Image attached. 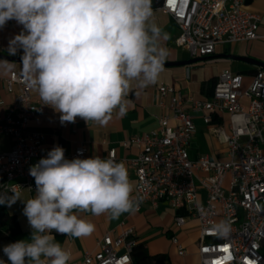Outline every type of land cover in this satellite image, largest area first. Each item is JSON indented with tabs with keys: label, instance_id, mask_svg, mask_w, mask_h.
I'll list each match as a JSON object with an SVG mask.
<instances>
[{
	"label": "built area",
	"instance_id": "obj_1",
	"mask_svg": "<svg viewBox=\"0 0 264 264\" xmlns=\"http://www.w3.org/2000/svg\"><path fill=\"white\" fill-rule=\"evenodd\" d=\"M245 1L161 0L157 7L179 28L175 45L186 49L192 58H206L214 54L218 44L259 36V17L242 8ZM0 83L9 91L17 87L4 115L0 100V136L12 140L10 150L0 152V193L32 191L36 185L29 169L52 148L45 146L44 133L29 129L37 106L27 76L11 71L7 77L0 76ZM157 90L159 106L170 113L159 117L157 129L126 141L138 149L135 157L127 159L136 177V212L146 203L157 207L164 202L174 209L177 228L188 216L194 217L199 228L198 264H264V69L258 68L247 86H243L241 73L223 69L206 100L185 96L172 85H160ZM242 97L248 99L246 108L240 102ZM187 106L194 112L229 115L224 160L207 155L189 157L195 125ZM210 120L204 115L205 123ZM78 155L86 158L82 145L69 153L65 150L68 159ZM109 158L115 161L114 148L108 151ZM201 190L206 194L203 202ZM222 224L227 225V231L220 230ZM119 228L118 234L107 232L98 239L95 250L84 251L81 263L134 264L136 231L124 222ZM172 242L177 253L184 255L185 249L175 236Z\"/></svg>",
	"mask_w": 264,
	"mask_h": 264
},
{
	"label": "clouds",
	"instance_id": "obj_2",
	"mask_svg": "<svg viewBox=\"0 0 264 264\" xmlns=\"http://www.w3.org/2000/svg\"><path fill=\"white\" fill-rule=\"evenodd\" d=\"M153 0H0V29L15 20L22 31L9 52L23 50L21 66L44 105L61 125L80 117L103 123L121 105L133 80L154 83L163 70L168 38L153 21ZM123 111V108L120 109ZM32 198L0 193V204L24 202L29 240L4 246L8 264H69L72 256L53 232L90 235L95 225L74 210L118 218L134 213L133 183L123 162L99 156L68 159L55 145L29 169ZM227 231V225H220ZM0 264H6L0 259Z\"/></svg>",
	"mask_w": 264,
	"mask_h": 264
},
{
	"label": "crops",
	"instance_id": "obj_3",
	"mask_svg": "<svg viewBox=\"0 0 264 264\" xmlns=\"http://www.w3.org/2000/svg\"><path fill=\"white\" fill-rule=\"evenodd\" d=\"M153 8L152 21L159 26L168 38L161 42V46L167 51L163 62V70L157 80L148 86H140L137 80L130 83V87L122 97L121 105L117 106L103 123L97 121H85L77 117L75 123L61 125L60 114L48 105H44L36 91L31 88L32 99L37 106L35 117L29 121V129L40 131L45 135V146L53 148L61 145L68 153L77 147L83 146L86 158L99 156L106 159L108 151L115 149V161L123 162L128 169L130 181L135 192L136 177L133 168L127 159L135 157L138 149L134 145H127L126 141L133 135L145 133L158 128L159 117L169 114L170 110L162 108L158 104V86L172 85L179 89L185 96H192L196 100H206L211 96L212 88L219 73L223 69H230L243 75V86H247L257 65L229 58L227 55L248 57L256 61L264 62V0H246L242 8L259 17L258 37L252 40L237 43L218 44L213 55L189 64L167 65L164 63L180 62L192 59L188 51L175 45V39L179 34V28L169 15L158 7ZM23 26L15 20L8 22L0 29V53L11 57L21 58L22 49L10 54L9 41L22 31ZM11 71L26 75L21 62L9 61L0 58V76L7 77ZM17 87L9 91L4 83H0V100L2 101L1 114L4 115L15 99ZM170 96L165 98L169 103ZM242 106L248 103V99H240ZM121 107L123 111H121ZM190 111L195 125L188 154L190 158L199 155H207L212 160H224L226 146L223 142L225 135L229 133L227 113H210L209 111ZM204 115L210 116L209 123H205ZM215 118V120H213ZM173 124V121H170ZM12 140L7 136H0V152L10 150ZM35 183V180H34ZM36 190V189H35ZM35 190L23 189L18 192L22 198L28 199L35 195ZM12 194V193H11ZM11 194H8L9 196ZM200 200H205L206 194L200 191ZM1 207L14 214L20 224L21 232L16 236L18 240H29L31 228L27 217L23 215L24 202L17 200L11 205L4 203ZM79 218L95 225V230L87 236L67 237L53 232L56 242H59L71 253V260L82 264L84 251L96 249V242L107 232L116 235L120 231V223L133 227L136 231L137 243H141L150 255H164L162 261L151 264H198V222L194 217L188 216L182 227L174 226L175 211L168 204L162 202L157 207L146 203L143 208L134 213H124L118 218H113L109 213L99 216L90 211L74 210ZM219 220V218H218ZM175 236L185 249L184 255L177 253V246L172 242Z\"/></svg>",
	"mask_w": 264,
	"mask_h": 264
},
{
	"label": "trees",
	"instance_id": "obj_4",
	"mask_svg": "<svg viewBox=\"0 0 264 264\" xmlns=\"http://www.w3.org/2000/svg\"><path fill=\"white\" fill-rule=\"evenodd\" d=\"M161 0H153L152 7L160 5ZM213 90V88H212ZM212 94V93H211ZM215 120V118H213ZM21 232V227L17 217L10 213L6 208L0 206V259L6 264L7 257L3 253V248L9 243L16 242V236ZM164 255H150L141 243H135L132 250L134 264H151L152 262L162 261Z\"/></svg>",
	"mask_w": 264,
	"mask_h": 264
},
{
	"label": "water",
	"instance_id": "obj_5",
	"mask_svg": "<svg viewBox=\"0 0 264 264\" xmlns=\"http://www.w3.org/2000/svg\"><path fill=\"white\" fill-rule=\"evenodd\" d=\"M227 56L229 58H231V59L241 60V61H245V62H249V63L255 64L259 68L264 69V62L256 61V60H253L251 58L243 57V56H236V55H227ZM0 58L5 59V60H9V61L21 62V58L11 57V56H8V55H5V54H1V53H0ZM203 59L204 58H192V59L185 60V61L169 62V63H164V64H167V65L189 64V63H193V62H196L198 60H203Z\"/></svg>",
	"mask_w": 264,
	"mask_h": 264
},
{
	"label": "rangeland",
	"instance_id": "obj_6",
	"mask_svg": "<svg viewBox=\"0 0 264 264\" xmlns=\"http://www.w3.org/2000/svg\"><path fill=\"white\" fill-rule=\"evenodd\" d=\"M243 107L246 108L247 107V103H244Z\"/></svg>",
	"mask_w": 264,
	"mask_h": 264
}]
</instances>
